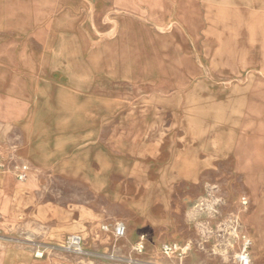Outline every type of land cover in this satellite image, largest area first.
<instances>
[{
	"label": "rangeland",
	"instance_id": "obj_1",
	"mask_svg": "<svg viewBox=\"0 0 264 264\" xmlns=\"http://www.w3.org/2000/svg\"><path fill=\"white\" fill-rule=\"evenodd\" d=\"M14 2L0 7L19 20L8 29L17 38L7 42L55 48L84 93L91 85L113 89L131 106L167 112L162 126L208 130V144H225L228 156L205 178H162L158 191L170 214L160 226L110 207L83 185L53 181L51 201L96 208L98 219L54 238L50 224L0 215V251L18 264H237L246 237L251 264H264V0ZM27 73L48 74L18 76ZM138 183L116 180L119 201L135 202ZM70 236L80 237V251L68 246Z\"/></svg>",
	"mask_w": 264,
	"mask_h": 264
},
{
	"label": "crops",
	"instance_id": "obj_2",
	"mask_svg": "<svg viewBox=\"0 0 264 264\" xmlns=\"http://www.w3.org/2000/svg\"><path fill=\"white\" fill-rule=\"evenodd\" d=\"M14 1L0 0V7L14 6ZM15 22L19 20L0 8V125L7 136L0 139L6 159L0 171L2 218L13 224H50L54 238L95 222L100 215L96 208L64 207L47 197L50 183L59 181L83 185L95 198L138 214L149 226L164 225L170 209L158 191L162 178H205L212 164L220 165L228 156L225 144H208V130L162 126V120L170 118L167 112L145 109L146 104L131 106L129 96L113 89L100 93L91 85L90 93H84L79 79L67 78L65 57L55 48L34 52L7 42L17 38L8 30ZM37 71L48 74L38 77L32 73ZM19 72L32 75L25 78ZM163 135H169L166 142ZM22 166L26 178L18 181ZM135 178L139 198L119 201L125 196L116 180ZM0 264L18 261L11 252L0 251Z\"/></svg>",
	"mask_w": 264,
	"mask_h": 264
},
{
	"label": "built area",
	"instance_id": "obj_3",
	"mask_svg": "<svg viewBox=\"0 0 264 264\" xmlns=\"http://www.w3.org/2000/svg\"><path fill=\"white\" fill-rule=\"evenodd\" d=\"M6 167V159L3 154L0 153V171ZM26 170L25 166H22L19 171H17L16 178L18 181H24L26 178ZM123 227L118 226L115 228V235L121 236L123 234ZM68 246L71 247L74 251H80L81 240L78 236H71L68 238ZM251 246V241L246 237H242L241 239V249L237 256L235 257L237 264H250V255L249 249Z\"/></svg>",
	"mask_w": 264,
	"mask_h": 264
},
{
	"label": "bare ground",
	"instance_id": "obj_4",
	"mask_svg": "<svg viewBox=\"0 0 264 264\" xmlns=\"http://www.w3.org/2000/svg\"><path fill=\"white\" fill-rule=\"evenodd\" d=\"M79 237V236H78ZM69 238H71V236L69 237ZM80 238V237H79ZM81 240V239H80Z\"/></svg>",
	"mask_w": 264,
	"mask_h": 264
}]
</instances>
